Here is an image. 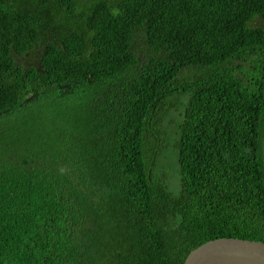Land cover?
<instances>
[{"label": "trees", "instance_id": "obj_1", "mask_svg": "<svg viewBox=\"0 0 264 264\" xmlns=\"http://www.w3.org/2000/svg\"><path fill=\"white\" fill-rule=\"evenodd\" d=\"M220 238L264 243V0H0V264Z\"/></svg>", "mask_w": 264, "mask_h": 264}, {"label": "water", "instance_id": "obj_2", "mask_svg": "<svg viewBox=\"0 0 264 264\" xmlns=\"http://www.w3.org/2000/svg\"><path fill=\"white\" fill-rule=\"evenodd\" d=\"M183 264H264V243L237 238L211 240L191 251Z\"/></svg>", "mask_w": 264, "mask_h": 264}, {"label": "rangeland", "instance_id": "obj_3", "mask_svg": "<svg viewBox=\"0 0 264 264\" xmlns=\"http://www.w3.org/2000/svg\"><path fill=\"white\" fill-rule=\"evenodd\" d=\"M164 146L167 149H172L171 144L170 145L164 144ZM174 157H175V154H174ZM161 161L164 164L163 166V169L165 172L164 182L168 186L169 190L173 194H176L178 192V183H177V186H175L174 184L173 185L170 184L171 179H174V171L172 170V168L174 167L173 153L170 151L164 152L163 154H161ZM175 166H176V159H175Z\"/></svg>", "mask_w": 264, "mask_h": 264}]
</instances>
